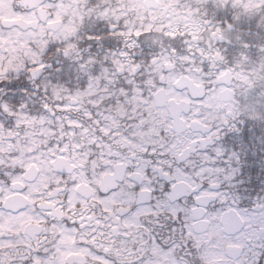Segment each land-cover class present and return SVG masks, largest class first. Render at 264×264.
Masks as SVG:
<instances>
[{
    "label": "snow or ice",
    "instance_id": "1",
    "mask_svg": "<svg viewBox=\"0 0 264 264\" xmlns=\"http://www.w3.org/2000/svg\"><path fill=\"white\" fill-rule=\"evenodd\" d=\"M0 264H264V0H0Z\"/></svg>",
    "mask_w": 264,
    "mask_h": 264
}]
</instances>
